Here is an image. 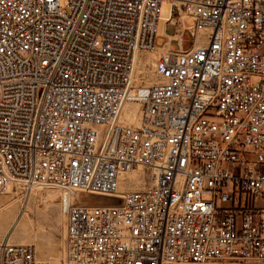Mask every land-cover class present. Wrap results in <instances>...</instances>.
<instances>
[{"label": "built area", "instance_id": "obj_1", "mask_svg": "<svg viewBox=\"0 0 264 264\" xmlns=\"http://www.w3.org/2000/svg\"><path fill=\"white\" fill-rule=\"evenodd\" d=\"M35 185L60 264H264V0H0V194Z\"/></svg>", "mask_w": 264, "mask_h": 264}, {"label": "rangeland", "instance_id": "obj_2", "mask_svg": "<svg viewBox=\"0 0 264 264\" xmlns=\"http://www.w3.org/2000/svg\"><path fill=\"white\" fill-rule=\"evenodd\" d=\"M169 14V5L161 7V17ZM173 34L174 26L168 23L164 30ZM188 38L191 35L187 33ZM165 43V41H164ZM163 47V48H162ZM158 51L149 53L150 60L165 49L160 46ZM162 49V50H161ZM143 180L136 183L131 180L130 186L125 179L124 189H134L143 185ZM120 185L119 190L122 191ZM84 203L93 204L103 202L102 198L86 196ZM17 218L18 223L11 231L10 225ZM8 238L13 243L30 244L35 250V257L50 264H60L66 254V216L60 202V191L35 185L26 192L13 189L8 193L0 194V239Z\"/></svg>", "mask_w": 264, "mask_h": 264}, {"label": "bare ground", "instance_id": "obj_3", "mask_svg": "<svg viewBox=\"0 0 264 264\" xmlns=\"http://www.w3.org/2000/svg\"><path fill=\"white\" fill-rule=\"evenodd\" d=\"M161 34H163V30H162V22H161L160 25H159V29H158L157 36H156V43H157L158 47H160V46L163 44V42L166 40V38L164 39L165 36L163 35L164 37H162ZM167 44H168V43H167ZM163 46H164V45H163ZM162 48H163V47H162ZM159 49H160V48H159ZM161 50H162V49H161ZM134 111H135V110H133V109L131 110L132 113H134ZM127 175L129 176V178L134 179L136 183H139V182L141 181V178L137 177L136 174L129 173V174H127ZM120 185H121V186L123 185L122 182L119 184V188H120ZM136 188H138V187H136ZM122 189H124L123 186H122ZM102 200L106 201L105 198H102ZM17 223H18V219L15 218V219L12 221L11 225H10V229H9V231H11V229H13L14 226L17 225Z\"/></svg>", "mask_w": 264, "mask_h": 264}, {"label": "crops", "instance_id": "obj_4", "mask_svg": "<svg viewBox=\"0 0 264 264\" xmlns=\"http://www.w3.org/2000/svg\"><path fill=\"white\" fill-rule=\"evenodd\" d=\"M166 25L162 23V30H163V34H161L162 37H164L165 43L163 42V44L161 46H165V47H171V48H176L178 46V44L176 43V41L170 36L171 34H167L164 30H165ZM164 35V36H163ZM168 43V44H167ZM190 46V44H186L185 47Z\"/></svg>", "mask_w": 264, "mask_h": 264}, {"label": "water", "instance_id": "obj_5", "mask_svg": "<svg viewBox=\"0 0 264 264\" xmlns=\"http://www.w3.org/2000/svg\"><path fill=\"white\" fill-rule=\"evenodd\" d=\"M115 202L119 203L120 202V199H115Z\"/></svg>", "mask_w": 264, "mask_h": 264}]
</instances>
